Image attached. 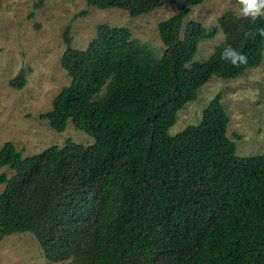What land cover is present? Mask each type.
I'll return each instance as SVG.
<instances>
[{"label": "trees", "instance_id": "1", "mask_svg": "<svg viewBox=\"0 0 264 264\" xmlns=\"http://www.w3.org/2000/svg\"><path fill=\"white\" fill-rule=\"evenodd\" d=\"M202 1L85 0L131 16L164 3L175 11L156 24L159 55L126 26L97 24L83 48L63 29L59 61L69 81L38 116L57 131L70 120L93 139L66 138L28 155L0 144V166L12 169L0 173V239L29 231L56 264H264V151L236 154L219 94L196 123L168 132L211 75L233 78L262 58L264 37L245 33L264 28V18L225 10L209 28L184 21ZM217 29L222 39L194 59ZM228 45L247 63L222 60ZM24 81L20 68L8 84Z\"/></svg>", "mask_w": 264, "mask_h": 264}, {"label": "rangeland", "instance_id": "2", "mask_svg": "<svg viewBox=\"0 0 264 264\" xmlns=\"http://www.w3.org/2000/svg\"><path fill=\"white\" fill-rule=\"evenodd\" d=\"M33 0H0V144L10 140L22 155L49 145H61L66 138L88 143L92 136L75 128L67 120L61 131L53 129L40 112L51 106L52 97L67 84L69 75L60 64L64 49L63 29L68 28L71 45L83 48L94 36L96 25L126 26L130 36L159 55L163 44L156 24L175 11L173 3H164L146 13L131 16L125 9L99 8L85 0H44L32 7ZM237 0H203L190 6L183 20L194 19L205 28L217 25L225 10L238 14ZM85 13L79 14V11ZM217 29L212 37L198 42L194 59L206 58L222 39ZM22 68L25 81L19 88L8 84ZM219 94L227 115L226 134L235 142L238 155L264 151V48L258 65L246 68L233 78L211 75L183 104L168 128L170 134L186 124L196 123L203 107ZM234 134H237L235 137ZM12 169L0 166V173ZM3 183H0V190ZM0 264H56L44 257L29 231L11 232L0 239Z\"/></svg>", "mask_w": 264, "mask_h": 264}, {"label": "clouds", "instance_id": "3", "mask_svg": "<svg viewBox=\"0 0 264 264\" xmlns=\"http://www.w3.org/2000/svg\"><path fill=\"white\" fill-rule=\"evenodd\" d=\"M237 3L239 5L238 14L241 17L250 18L253 22H256L260 18H264V0H237ZM256 33L264 37V28L257 29L255 33H245V35L248 38H254ZM220 58L230 62L235 67L247 63V55L242 54L241 51L238 52L230 45L223 48Z\"/></svg>", "mask_w": 264, "mask_h": 264}]
</instances>
